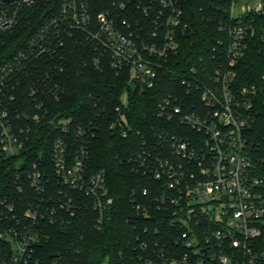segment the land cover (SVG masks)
Instances as JSON below:
<instances>
[{
  "label": "built area",
  "instance_id": "obj_1",
  "mask_svg": "<svg viewBox=\"0 0 264 264\" xmlns=\"http://www.w3.org/2000/svg\"><path fill=\"white\" fill-rule=\"evenodd\" d=\"M50 1L0 0V170L14 162L21 171L16 186L26 193L0 200V264H41L43 224L65 223L82 208L65 188L93 199L99 229L113 204L103 173L87 174L84 141L78 156L70 155L64 137L84 140V129L48 108L65 92L59 50L79 35L96 50L95 68L128 78L111 123L123 138L135 133L124 113L130 98L159 89L164 77L180 80L158 105L157 117L171 130L156 131L135 160L137 172L155 184L134 199L137 219L129 222L137 235L126 264H264V73L241 68L252 49L264 57V0L240 11L239 0H228L211 74L208 66L177 71L183 37L192 32L184 0H115L98 15L89 0H59L52 18L6 50V40ZM27 95L36 110L31 117L17 109ZM41 121L63 137L54 141L50 173L42 156L25 168L32 125Z\"/></svg>",
  "mask_w": 264,
  "mask_h": 264
},
{
  "label": "trees",
  "instance_id": "obj_2",
  "mask_svg": "<svg viewBox=\"0 0 264 264\" xmlns=\"http://www.w3.org/2000/svg\"><path fill=\"white\" fill-rule=\"evenodd\" d=\"M57 1H50L45 8L34 13L31 21L6 40L5 49L11 51L22 45L30 34L52 18L56 14ZM89 1L93 14L98 15L109 11L115 0ZM228 7V0H184L192 32L183 37L181 53L177 58L179 73L192 66H208L212 73L217 60L213 50L218 41L225 38L219 26L227 19ZM59 53L66 59L64 73L59 76L65 92L61 102H53L48 108L51 111L62 110L65 116L72 118L74 126L84 129V140L74 135L64 137L69 144L70 155L73 158L78 156L80 143L84 141L87 174L103 173L113 204L104 211L103 224L99 229L96 220L100 214L90 208L93 199L65 188V194L79 199L81 211L65 223L43 224L44 238L37 248L36 257L41 264H105L106 261L108 264H126V258L133 253L137 235L129 222L137 219L134 199L141 201L142 191L155 184L150 176L137 172L135 160L144 141H156L155 132L158 130H171L169 124L157 117L158 105L173 87L179 88L180 80L174 76L164 77L159 89L130 98L124 113L135 133L123 138L111 129V123L116 118V108L121 105L128 78L117 76L109 67L95 68L92 58L96 50L83 35L69 41ZM241 68L243 74L260 75L264 73V57L258 50L252 49ZM17 109L27 112L30 117L36 113L28 95ZM32 127V151L25 168L27 170L42 156L49 164L50 173L54 141L63 137L54 132L47 121L34 123ZM20 172L14 162L7 163L0 170V200L10 196L12 200L19 201L26 194L16 186ZM137 225L143 224L137 222Z\"/></svg>",
  "mask_w": 264,
  "mask_h": 264
},
{
  "label": "rangeland",
  "instance_id": "obj_3",
  "mask_svg": "<svg viewBox=\"0 0 264 264\" xmlns=\"http://www.w3.org/2000/svg\"><path fill=\"white\" fill-rule=\"evenodd\" d=\"M260 2H262V0H239L236 3V9L237 11H240L241 8L245 5H251L253 7H255L256 5H258ZM54 264H58V262H55ZM105 264H108V261H106Z\"/></svg>",
  "mask_w": 264,
  "mask_h": 264
},
{
  "label": "water",
  "instance_id": "obj_4",
  "mask_svg": "<svg viewBox=\"0 0 264 264\" xmlns=\"http://www.w3.org/2000/svg\"><path fill=\"white\" fill-rule=\"evenodd\" d=\"M2 1L7 2V3H11V2L19 1V0H2Z\"/></svg>",
  "mask_w": 264,
  "mask_h": 264
}]
</instances>
